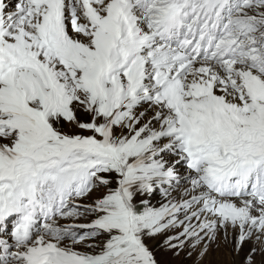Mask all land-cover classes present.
Listing matches in <instances>:
<instances>
[{"label":"snow or ice","instance_id":"obj_1","mask_svg":"<svg viewBox=\"0 0 264 264\" xmlns=\"http://www.w3.org/2000/svg\"><path fill=\"white\" fill-rule=\"evenodd\" d=\"M180 258L264 264V0H0V264Z\"/></svg>","mask_w":264,"mask_h":264},{"label":"rangeland","instance_id":"obj_2","mask_svg":"<svg viewBox=\"0 0 264 264\" xmlns=\"http://www.w3.org/2000/svg\"><path fill=\"white\" fill-rule=\"evenodd\" d=\"M162 255H165V254H162ZM165 258H167V259H172L171 253H167ZM182 259H183V258H180V259L174 260V261H173V264H181Z\"/></svg>","mask_w":264,"mask_h":264}]
</instances>
